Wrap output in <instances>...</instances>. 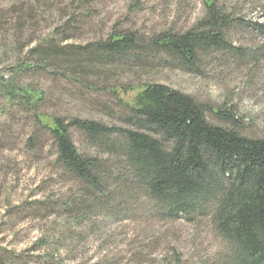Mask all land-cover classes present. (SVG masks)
<instances>
[{"label": "rangeland", "instance_id": "obj_1", "mask_svg": "<svg viewBox=\"0 0 264 264\" xmlns=\"http://www.w3.org/2000/svg\"><path fill=\"white\" fill-rule=\"evenodd\" d=\"M206 1L0 0L5 49L0 75L42 89L45 97L37 111L63 117L65 123L76 116L126 126L128 112L115 92L155 82L204 103L210 122L222 124L214 114L220 108L239 118L245 134L264 136V55L254 53L259 36L252 30L253 22H264V0H219L236 6L245 23L226 32L243 55L210 49L186 69L160 53L143 54L140 61H105L84 53L88 67L84 60L72 71L67 58L50 62L62 66L56 73L14 72L16 62L39 58L27 50L46 45L52 32L55 44L72 48L115 33H135L142 40L161 31L182 34L203 16ZM68 132L80 152L98 153L81 130L70 126ZM31 136L34 150L26 145ZM54 157L51 135L27 107L4 103L0 96V264H198L224 249L207 219L161 218L143 197H121L108 205L88 202L82 212L76 206L63 208L78 199L79 187L56 167Z\"/></svg>", "mask_w": 264, "mask_h": 264}, {"label": "trees", "instance_id": "obj_2", "mask_svg": "<svg viewBox=\"0 0 264 264\" xmlns=\"http://www.w3.org/2000/svg\"><path fill=\"white\" fill-rule=\"evenodd\" d=\"M205 8L185 33L161 31L146 40L135 33H115L105 41L72 48L55 44L52 32L46 45L28 48L27 54L39 58L31 64L16 62L14 72L49 69L56 73L62 66L50 62L67 58L72 71L84 60L88 67L91 63L84 53L105 61L127 57L140 61L143 54L160 53L186 69H192L200 54L210 49L243 55L241 46L226 37L229 29L245 24L236 6L207 0ZM252 30L259 36L254 53L264 55V22H253ZM4 50L0 42V51ZM121 92L115 94L127 109L126 126L76 116L65 123L63 117L37 111L45 97L42 89L0 75L4 103L27 107L51 135L54 164L79 187L78 199L69 200L63 208L76 206L82 212L88 202L108 205L121 197H143L161 218L208 220L224 251L198 264H264V136L245 134L239 118L220 108L214 114L222 124L210 122L204 103L163 83H145ZM129 92L134 93L128 96ZM70 126L81 130L98 153L80 152L69 135ZM26 145L36 148L34 136Z\"/></svg>", "mask_w": 264, "mask_h": 264}]
</instances>
